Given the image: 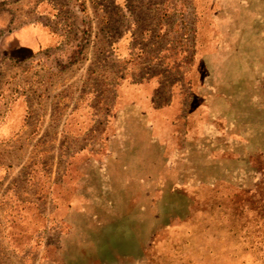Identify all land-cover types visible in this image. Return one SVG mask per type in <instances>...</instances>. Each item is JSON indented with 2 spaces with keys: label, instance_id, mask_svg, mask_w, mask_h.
Masks as SVG:
<instances>
[{
  "label": "rangeland",
  "instance_id": "374dc122",
  "mask_svg": "<svg viewBox=\"0 0 264 264\" xmlns=\"http://www.w3.org/2000/svg\"><path fill=\"white\" fill-rule=\"evenodd\" d=\"M0 194V264H258L264 0H0Z\"/></svg>",
  "mask_w": 264,
  "mask_h": 264
},
{
  "label": "trees",
  "instance_id": "16d2710c",
  "mask_svg": "<svg viewBox=\"0 0 264 264\" xmlns=\"http://www.w3.org/2000/svg\"><path fill=\"white\" fill-rule=\"evenodd\" d=\"M199 7V6H198ZM201 8H197L198 15L194 19V32L196 33L195 36V43L196 45L202 41L203 31H201V16L200 10ZM254 201V202H253ZM260 200H251L246 201L240 197H237L235 200H232V204L235 205L237 208L236 211V218L234 223V229L231 230V237L234 241L244 242L249 248V250L258 255V264H264V213L259 211L258 209L261 207L259 204ZM242 207H245L247 210V214L242 216L241 213H237ZM262 208V207H261ZM264 212V211H263ZM241 216L243 218V223L248 227V231L240 230L238 226L239 221L241 220ZM254 225V226H253ZM242 226V223H241ZM244 238V240H243ZM242 240V241H241Z\"/></svg>",
  "mask_w": 264,
  "mask_h": 264
},
{
  "label": "crops",
  "instance_id": "0c3cea01",
  "mask_svg": "<svg viewBox=\"0 0 264 264\" xmlns=\"http://www.w3.org/2000/svg\"><path fill=\"white\" fill-rule=\"evenodd\" d=\"M52 34L48 33L47 30H45L44 26L39 25V23H34L30 27H23L17 30L16 36L18 41L19 48H25V52L29 56H33L34 54L38 52H42L41 50L44 49V47H47L51 41H52ZM17 120L14 119V124ZM11 127V126H10ZM16 129L12 128L10 129V136L14 135ZM5 184V182H4ZM11 187V182H8V189ZM10 190V189H9ZM7 191V190H6ZM4 190V192H6ZM3 192V193H4ZM9 195L10 192H6ZM4 193V194H6ZM2 204L1 194H0V205ZM8 206L7 209L3 210L2 212V218H6L8 216V213H12ZM10 215V214H9ZM1 229V228H0ZM7 231V228H5ZM4 229H2L1 236L4 235ZM5 231V232H6ZM4 242L7 246V248H15L14 244L11 243L9 239H4L2 244L4 245ZM5 247V246H4Z\"/></svg>",
  "mask_w": 264,
  "mask_h": 264
}]
</instances>
